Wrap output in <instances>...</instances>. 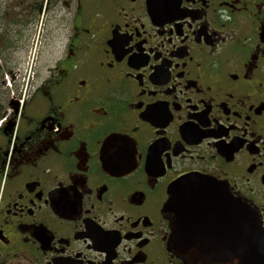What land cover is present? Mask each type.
I'll return each instance as SVG.
<instances>
[{"label": "flooded vegetation", "instance_id": "flooded-vegetation-1", "mask_svg": "<svg viewBox=\"0 0 264 264\" xmlns=\"http://www.w3.org/2000/svg\"><path fill=\"white\" fill-rule=\"evenodd\" d=\"M43 5L29 90L0 58V264H220L181 242L240 239L221 189L264 235V0Z\"/></svg>", "mask_w": 264, "mask_h": 264}, {"label": "water", "instance_id": "water-1", "mask_svg": "<svg viewBox=\"0 0 264 264\" xmlns=\"http://www.w3.org/2000/svg\"><path fill=\"white\" fill-rule=\"evenodd\" d=\"M178 186L200 187L203 190L201 193L190 192L189 190L179 193L183 196L186 194L199 195L203 197V202L210 203L212 201L207 200L204 195L213 191L207 190L205 187H222L227 186V184L209 176L190 175L178 180L173 185V188ZM217 193L224 196L221 200L223 201L225 199L227 203V207L225 208L226 213H233L234 210L238 212V224L241 227L240 239L236 241H224L223 239L209 241L203 238H195L190 243H188V240L181 242L184 245L189 244L185 248L195 251L196 255L190 256V259L195 262H217L220 264H264V235L255 212L244 201L232 198L228 190L221 189ZM171 202L173 201L169 200L167 203L169 207L171 206ZM177 206L183 211H191L194 209L204 211L205 209L203 204L200 206H190L185 199L183 201L181 200ZM228 218L227 216L226 221H228ZM186 221L189 223V215L186 216ZM232 223H234L233 219Z\"/></svg>", "mask_w": 264, "mask_h": 264}, {"label": "trees", "instance_id": "trees-1", "mask_svg": "<svg viewBox=\"0 0 264 264\" xmlns=\"http://www.w3.org/2000/svg\"><path fill=\"white\" fill-rule=\"evenodd\" d=\"M13 0H0V58L7 67H15L13 52L24 47L29 36L35 33L34 27L40 15V8L45 0H22L24 4L20 8L13 5ZM21 3V0H19ZM12 8L21 10L22 14L10 16ZM20 5V4H19ZM35 36V35H34ZM5 92V90L2 88Z\"/></svg>", "mask_w": 264, "mask_h": 264}, {"label": "rangeland", "instance_id": "rangeland-1", "mask_svg": "<svg viewBox=\"0 0 264 264\" xmlns=\"http://www.w3.org/2000/svg\"><path fill=\"white\" fill-rule=\"evenodd\" d=\"M23 4L24 3H23L22 0H21V3H20L19 0H15L13 2V5L15 7L19 6L20 8H22ZM26 4H24V5H26ZM10 7H11L10 11H13V12H10V16L15 17L14 15L18 16L19 14H22L21 10L16 9V8H12V5H10ZM43 21H44V16L41 17L40 20H39V18H37L36 23L39 22L37 24L39 26V24L42 25L41 22H43ZM42 28H43V26H42ZM34 29L39 31V28L34 27ZM35 34H36V31H35V33H33L32 36H29V38L25 42L24 47L22 46V47L19 48L18 51H14L13 52L14 61H15L14 71H16V74L20 73V74H22V77L25 76V78H27L28 75L30 76V78L28 79L29 80L28 90L30 88V84L33 81L32 73H33V70H34V63H35L34 59L36 57V52L39 51V48H40V45H41L40 42H39L40 41L39 37H38V40H36L37 37H35V40L33 39ZM39 60H40V57H39ZM18 68H20L19 71H18ZM0 74L2 75V72ZM21 79H23V78H21ZM9 82H10V79L7 80V82L4 85L0 86V90L2 91V93H6V92H4L2 90V88H4V89H13L14 88L13 86L9 85ZM22 88H23V86H22Z\"/></svg>", "mask_w": 264, "mask_h": 264}, {"label": "bare ground", "instance_id": "bare-ground-1", "mask_svg": "<svg viewBox=\"0 0 264 264\" xmlns=\"http://www.w3.org/2000/svg\"><path fill=\"white\" fill-rule=\"evenodd\" d=\"M206 183H208V182H206Z\"/></svg>", "mask_w": 264, "mask_h": 264}]
</instances>
